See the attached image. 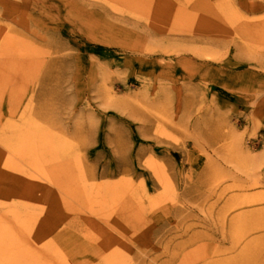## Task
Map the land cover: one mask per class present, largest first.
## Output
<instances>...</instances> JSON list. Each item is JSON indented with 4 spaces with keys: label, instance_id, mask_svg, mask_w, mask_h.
I'll return each instance as SVG.
<instances>
[{
    "label": "rangeland",
    "instance_id": "374dc122",
    "mask_svg": "<svg viewBox=\"0 0 264 264\" xmlns=\"http://www.w3.org/2000/svg\"><path fill=\"white\" fill-rule=\"evenodd\" d=\"M0 264H264V0H0Z\"/></svg>",
    "mask_w": 264,
    "mask_h": 264
},
{
    "label": "bare ground",
    "instance_id": "6f19581e",
    "mask_svg": "<svg viewBox=\"0 0 264 264\" xmlns=\"http://www.w3.org/2000/svg\"><path fill=\"white\" fill-rule=\"evenodd\" d=\"M34 182V181H33ZM34 184V183H33ZM38 188V187H37ZM37 199V198H36Z\"/></svg>",
    "mask_w": 264,
    "mask_h": 264
}]
</instances>
